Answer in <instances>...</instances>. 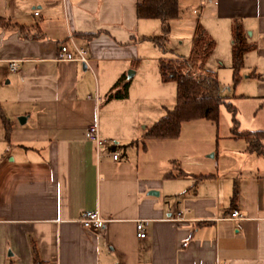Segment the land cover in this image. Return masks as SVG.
Returning a JSON list of instances; mask_svg holds the SVG:
<instances>
[{"label": "crops", "instance_id": "crops-1", "mask_svg": "<svg viewBox=\"0 0 264 264\" xmlns=\"http://www.w3.org/2000/svg\"><path fill=\"white\" fill-rule=\"evenodd\" d=\"M136 2L0 0V264H264V158L230 135L240 158L232 180L200 173L196 154L152 163V149L168 151L163 141L183 142L144 137L161 116L131 79L144 71L164 82L143 45L152 20L136 18ZM197 14L189 49L199 25L228 54L237 22L253 46L248 60L264 71V0H213ZM67 35L85 48L86 66L55 60ZM118 78L125 97L105 100ZM257 98L264 105V79ZM92 124L113 144L97 156L83 137ZM232 209L239 219H227ZM83 212L102 226L83 229Z\"/></svg>", "mask_w": 264, "mask_h": 264}, {"label": "rangeland", "instance_id": "rangeland-1", "mask_svg": "<svg viewBox=\"0 0 264 264\" xmlns=\"http://www.w3.org/2000/svg\"><path fill=\"white\" fill-rule=\"evenodd\" d=\"M181 3L178 6L177 18L167 23V32L163 36V47L153 42L143 44L147 49H151V54L160 59L186 58L189 54L190 30L198 16V10L194 3ZM192 8L196 10V14H191ZM151 25L149 29L151 38L161 37L160 22L152 20ZM207 37L212 42V49L205 60L204 70L209 71L217 81L218 95L224 103H228L233 108V114L221 104L218 107V117L215 123L199 119L179 125L177 136L183 142L181 148L174 147V142L170 140L163 141L162 143L168 146L162 147L167 148L168 151H156L154 148L150 153V158L155 169L160 170L164 166L169 167L170 163L167 159L173 156L196 154L198 163L201 165L200 173L213 172L224 176L226 180H232L237 178L234 171H237L240 162V158L235 156L238 146L232 144L233 142L229 139L232 119L236 121L235 127L238 131H251L255 128L264 130V105L261 104L262 100L257 98L258 85L261 79H264V71L260 68H253L252 62L248 60L247 54L251 52L249 50L241 56L240 67L236 72V83L233 84L230 68V48L234 40L232 34L229 35V53L226 55L222 54L219 46L214 50L213 40L208 35ZM151 45L154 46L151 47ZM131 80L134 93H137V88L142 85L148 88L146 96L147 99H151L154 110L159 114L157 119L173 107L175 86L172 81H166L164 84L157 81L151 82L144 71L137 72ZM213 161L217 162L218 167L216 170L209 171L206 166L212 164Z\"/></svg>", "mask_w": 264, "mask_h": 264}, {"label": "trees", "instance_id": "trees-1", "mask_svg": "<svg viewBox=\"0 0 264 264\" xmlns=\"http://www.w3.org/2000/svg\"><path fill=\"white\" fill-rule=\"evenodd\" d=\"M178 0H137L135 16L138 19H151L160 22L161 37L151 41L163 47V36L167 32V23L177 18ZM232 46L231 81L236 83V72L240 67L241 56L253 46L249 44L237 22L230 25ZM212 49V42L198 25L195 28L189 54L186 58L158 59L157 73L160 82L172 81L175 86L173 107L145 130L144 137L173 138L181 123L202 119L215 123L218 107L222 104L233 114V108L224 103L218 95V83L213 75L204 70V63ZM128 81L118 78L111 86L105 100L122 99L126 95ZM236 121L232 119L229 133L232 138L246 144V150L264 158V131H238Z\"/></svg>", "mask_w": 264, "mask_h": 264}, {"label": "built area", "instance_id": "built-area-1", "mask_svg": "<svg viewBox=\"0 0 264 264\" xmlns=\"http://www.w3.org/2000/svg\"><path fill=\"white\" fill-rule=\"evenodd\" d=\"M11 1V0H8ZM197 1V10H199L205 3L211 2L213 0H196ZM192 14H196V10L191 11ZM36 15V13H33ZM55 60L59 62H77L81 65H87V57L86 50L82 46H78L74 43L73 39L70 35L66 36V43H59L57 45V52L55 56ZM7 69L10 72H14L16 70V61H10L7 64ZM83 137L87 141L91 142L94 147V154L97 156L98 150L100 148H109L112 147V143H108L99 138L97 133V128L95 124L89 125L85 128L83 132ZM111 159H116V154L111 153ZM228 220H237L239 219V215L236 210L232 209L227 217ZM78 223L83 229H99L102 226V220L98 217L95 212H83L79 218ZM135 236L138 239L143 238V229L142 222L136 221L134 223Z\"/></svg>", "mask_w": 264, "mask_h": 264}, {"label": "water", "instance_id": "water-1", "mask_svg": "<svg viewBox=\"0 0 264 264\" xmlns=\"http://www.w3.org/2000/svg\"><path fill=\"white\" fill-rule=\"evenodd\" d=\"M23 120H24L23 117H18L16 121H17L19 124H21V123L23 122Z\"/></svg>", "mask_w": 264, "mask_h": 264}]
</instances>
